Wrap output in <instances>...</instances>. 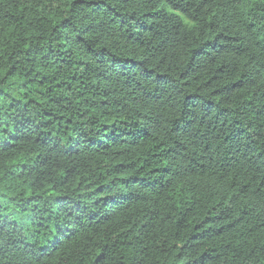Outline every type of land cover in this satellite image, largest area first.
Listing matches in <instances>:
<instances>
[{
  "label": "trees",
  "instance_id": "1",
  "mask_svg": "<svg viewBox=\"0 0 264 264\" xmlns=\"http://www.w3.org/2000/svg\"><path fill=\"white\" fill-rule=\"evenodd\" d=\"M0 264H264V0H0Z\"/></svg>",
  "mask_w": 264,
  "mask_h": 264
}]
</instances>
